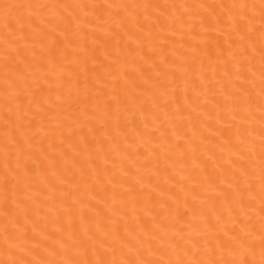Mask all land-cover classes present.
I'll return each instance as SVG.
<instances>
[{
    "label": "snow or ice",
    "instance_id": "1",
    "mask_svg": "<svg viewBox=\"0 0 264 264\" xmlns=\"http://www.w3.org/2000/svg\"><path fill=\"white\" fill-rule=\"evenodd\" d=\"M0 264H264V0H0Z\"/></svg>",
    "mask_w": 264,
    "mask_h": 264
}]
</instances>
